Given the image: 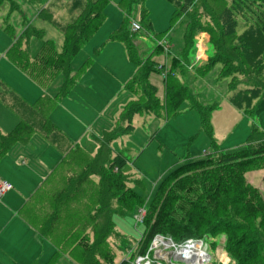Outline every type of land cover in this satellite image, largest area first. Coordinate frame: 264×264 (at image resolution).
Masks as SVG:
<instances>
[{
  "label": "rangeland",
  "instance_id": "obj_1",
  "mask_svg": "<svg viewBox=\"0 0 264 264\" xmlns=\"http://www.w3.org/2000/svg\"><path fill=\"white\" fill-rule=\"evenodd\" d=\"M14 1L18 5L15 10L11 9L9 1H4L0 5V81L5 87L14 89L27 101L34 102L41 95V90L10 62L6 52L16 40L15 38H18L24 31L25 20L44 33L42 39L52 40L57 50L62 51V33L54 26L53 21L44 17L48 12L42 16L40 14L44 9H50L53 12L54 20L62 24H69L71 16L68 6L72 0ZM176 1H178L177 10L180 13L177 18H174V3L168 0H143L129 7L125 5V0H112L106 7L104 24L82 47L72 62L73 70H78L84 64L86 65L85 71L88 70V74L85 77L90 79L92 86L89 85L86 88L81 84H76L70 95L53 111L56 121L63 127L68 126L69 115L67 114L73 116L74 119L72 118L71 127H69L70 132L80 139L79 144L82 147L90 153L96 154L99 147L97 138H101L104 133L113 134L119 126L126 127V120L121 121L123 109L132 103L145 104L141 98V87H137L134 92L127 87L131 77L137 72V66L129 58L124 42L113 38L123 20L126 18V31L130 37L134 33L130 29L131 20L142 24V30L135 32L132 37L138 57L147 64H165L167 68L171 69L173 58L186 52V30L188 27L189 30L192 29L195 25L193 20L196 21L193 39L195 47L191 51L190 60L182 59V66L179 65L176 69L178 72L176 77L181 83L189 86L195 100L201 106L213 107L209 116L212 134L210 136L203 130L198 107H194L189 100H185L181 102L173 115H166L163 108L158 113L146 110L136 112L130 120V124L133 126L132 131L119 135L111 141L112 153L110 156L114 157L116 154L122 153V157L117 158L118 162L122 158L128 159L123 168L128 177L127 187L133 189L140 196L135 209L128 213L121 212L116 199L111 200L114 210L112 216L114 231L111 232L106 247L113 257V264H121L125 260L133 259L142 235L146 234L156 210L160 207L161 200L157 198L160 185L172 169L189 157L195 158L198 155L204 157V151L216 154L217 161L225 164V162L228 163L229 158H225L223 154L248 148L253 144L252 139L255 138L256 142L258 140L264 142V111L257 117L251 115L260 99L251 97L245 102L239 100V95L244 94L247 88L263 87V78L259 77L257 75L259 72L254 69L253 73L248 72V66L243 64L237 53L234 52V48H229V45L232 44L231 37L233 35H230V29L233 24H224L219 20L223 21L224 18L221 15L226 16L229 10H232L231 0ZM250 5H256L263 9L264 0H243V3H238L236 7L248 12ZM253 10H256V7H253ZM23 16L26 18L25 20ZM233 19L237 22L235 26L237 36H240L252 22L251 14L245 16L242 13L234 12ZM149 23L151 24L150 28L148 27ZM8 24L11 31L7 28ZM41 31L35 32L37 36H31L22 42L24 47L29 48L32 58L36 56L42 43L38 37L41 36ZM221 34H226L224 41L228 46L226 49L217 48L216 53L213 50L215 46L213 41H218ZM228 36L230 37L225 39ZM164 40L167 42L164 48L169 46L170 52L152 54L156 45ZM196 45H198V53ZM218 53L223 54L224 57L227 56V61H229L226 65L229 66L228 71L231 70L230 72H222L224 63L221 60L217 61ZM244 65L245 67H243ZM92 76L93 78H91ZM63 81L64 75L60 74L47 89V92L50 95H55ZM148 83L156 87V96L163 104L166 91L162 73L151 72ZM0 94L2 93L0 92ZM89 111L90 115H88ZM14 122L16 123L14 114L0 102V131L7 132L12 128ZM255 127H257V133L254 132ZM192 137H195L194 140ZM212 141H215L216 148H212ZM161 144L163 147L160 146ZM259 160L263 161L264 158L257 159L255 162ZM231 167L227 166L223 171L226 173ZM244 175L247 183L254 187L253 193L264 203V168L250 169ZM77 202L76 204L79 205ZM179 204L181 206L179 198L177 200L171 198L168 209L174 211ZM81 207L83 204L80 202L79 211L74 210L76 213L73 212L75 208L68 211V203L63 207L64 209L61 211L63 213H60L62 217L60 226L63 232H67L78 223L81 224ZM141 208L145 210V221L137 225L136 214ZM237 208L239 207L233 209ZM179 210L183 213L181 208ZM225 214L223 211L222 215ZM179 219V216L176 217L172 214V221L175 224L181 222ZM226 222L227 220L217 218L207 220L209 225L202 234L209 240L208 249L214 263L237 264L241 260L240 258H245L248 262L253 256L254 264H264V223L261 232L250 231L256 236L257 250H251L252 256L247 260L243 256L242 247L244 245L241 246L242 249L237 245L244 232L237 231L233 224L228 227L234 232L228 234L223 232ZM249 222H251V218L248 219L247 223ZM249 225L253 227L252 224ZM176 228L178 227L174 226L173 230L164 233L178 237L180 233L174 231ZM87 233L94 243L95 237L92 231L88 229ZM242 241L246 243L248 240L245 238ZM50 251L49 259L53 258L51 257L53 251L49 247ZM94 258L100 260L98 255H95ZM51 264H85V262L77 256H72L69 252H61L58 257L53 258Z\"/></svg>",
  "mask_w": 264,
  "mask_h": 264
},
{
  "label": "trees",
  "instance_id": "obj_2",
  "mask_svg": "<svg viewBox=\"0 0 264 264\" xmlns=\"http://www.w3.org/2000/svg\"><path fill=\"white\" fill-rule=\"evenodd\" d=\"M7 0H0V5ZM112 0H77L74 6V19L67 25H56L63 35V49L58 51L52 40L42 42L36 56L31 57L29 52L22 47V41L34 35V28L27 26L21 38L14 42L8 52L10 60L16 64L23 72H25L31 80L39 85L45 92L34 103L27 102L19 96L15 91L3 90L0 87V100L3 101L18 117V123L7 134L0 132V158L4 156L12 146L17 143H27L35 134H40L49 142L55 143V139L60 134L57 127L50 119V114L57 105L58 101L67 96L75 81L81 76L86 69L84 64L78 71L74 72L72 62L82 47L89 42L90 39L98 32L106 20V7ZM128 7L133 6L143 0H125ZM174 3V18L180 15L178 13V1L168 0ZM243 0H231V9L228 15H221L224 24H233L230 29L231 43L229 48H234L240 60L248 66V72L257 71V75L262 77L264 83V8L261 9L256 5H250L248 12L240 10L236 7ZM11 8L16 9V5L11 2ZM240 5V4H239ZM256 7V10H253ZM185 9V7H183ZM242 13L245 16L251 14L252 22L237 36L235 26L237 22L233 19V13ZM192 29L186 30V52L179 57H174L171 63V71L164 79L166 95L163 104L160 103L156 96L157 89L148 83V77L151 72L162 73L159 65L154 63L147 64L143 62L136 53V47L126 31V18L122 22V26L114 34L113 38L124 42L129 58L137 66L136 74L131 78L127 87L134 92L137 87L142 88L141 98L145 102L144 105L132 103L124 108L121 115V121L126 120V127L119 126L113 134L104 133L98 138L100 148L93 156L82 147H72L67 150L59 170L68 168L65 172V186L59 191V203L56 204L54 212L47 216V225L40 227V232L51 237L55 234L52 224L58 219V211H62L71 197L73 200L83 207L80 209L82 213V222L76 226H72L67 232L61 229L56 232L59 248L63 250L72 249L74 256L79 257L85 264H113V257L107 246L108 238L114 231V223L112 221L113 208L111 200L114 198L118 202L121 212L128 213L133 211L139 201V194L133 189L127 187V175L123 168L128 159L122 158L118 162L122 153L111 157L112 149L111 141L117 136L130 133L133 129L130 124L131 117L136 112L143 110L158 113L163 108L166 115L176 113L182 101L189 100L194 107H198L203 130L210 136L212 134V126L209 116L213 107L201 106L194 98L188 85L181 83L176 77V69L182 66L183 58L190 60V54L195 47L193 39L195 35L196 21ZM142 25V24H141ZM149 23L148 27L150 28ZM226 34H221L218 41L214 40V51L217 48L226 49L228 44L224 41ZM228 36L225 39H228ZM164 46L157 44L152 54L165 52ZM227 57V56H226ZM223 54H217V61L224 63L222 72L228 73L227 58ZM210 61V60H209ZM245 65L243 67H245ZM184 68V67H183ZM232 69V68H230ZM238 69V68H237ZM247 69V67H246ZM184 70V69H183ZM239 70V69H238ZM250 73V74H251ZM63 74L64 82L58 92L51 96L46 90L53 84L57 77ZM9 95V96H8ZM240 102L248 101L251 97L259 98V102L251 115L257 117L264 111V86L247 88L244 94L239 95ZM236 104H238L236 102ZM257 133V127L254 128ZM195 137H192L194 140ZM248 148L223 154L228 159V163H219L217 155L207 153L203 156L189 157L187 160L172 169L166 179L159 188L157 198L161 200L160 207L156 210L152 222L149 224L146 234L142 235L139 242V250L145 251L151 240L157 234L170 236L164 232L173 230L174 226L178 237H172L175 241L181 242L190 238H205L203 232L209 225L207 220L219 219L227 220L223 232L232 233L228 226L233 224L237 231L242 230L244 235L241 241L237 243L238 247L244 245L243 256L248 260L251 250H257L256 236L251 232H261L264 223V203L253 193L254 187L249 185L245 179V173L250 169L264 168V142L254 141ZM255 143V144H254ZM161 147L162 144L160 145ZM212 148H216L215 141L211 142ZM109 157V159H108ZM72 159H78L80 162L72 166L69 162ZM110 160V161H108ZM261 163V165H260ZM255 165V166H254ZM260 165V167H259ZM227 166H232L226 173L223 171ZM258 167V168H257ZM74 168H77L75 171ZM226 176H223V175ZM92 176H98V181H93ZM223 176V177H222ZM180 183H182L180 185ZM181 193V194H179ZM227 193V194H226ZM226 194V195H225ZM226 196V197H224ZM171 198H179L181 206L174 207L170 211L168 203ZM156 199V200H158ZM76 204V203H75ZM78 205V211H79ZM242 205V206H241ZM237 208L234 210L233 208ZM243 207V208H242ZM182 209L183 213L179 210ZM176 209H178L176 211ZM223 211L226 213L223 214ZM248 213L250 216L248 217ZM172 214L179 216L180 223L175 224L172 221ZM60 218V217H59ZM228 218V219H227ZM251 218V222L247 223ZM260 219H262L260 221ZM249 224H252L251 227ZM51 226V227H50ZM246 227V228H243ZM90 229L95 237L94 243L91 241L89 234ZM247 229V230H246ZM249 229V230H248ZM247 231V233H246ZM63 232V233H61ZM202 232V233H201ZM246 233V234H245ZM254 235V237H253ZM247 238V242L242 240ZM142 241V242H141ZM241 248V249H242ZM95 255L100 256V260L94 258ZM237 264H254L251 261L246 262L245 258ZM129 264L128 260L121 264Z\"/></svg>",
  "mask_w": 264,
  "mask_h": 264
},
{
  "label": "crops",
  "instance_id": "obj_3",
  "mask_svg": "<svg viewBox=\"0 0 264 264\" xmlns=\"http://www.w3.org/2000/svg\"><path fill=\"white\" fill-rule=\"evenodd\" d=\"M7 1L10 2V7H12L11 2H13L18 8V5L14 0ZM76 1L77 0H72L71 4H69L68 6L71 21H73L74 19V13H76L74 11V3H76ZM45 12H48V14L44 17L53 21L54 26L57 29L58 27L56 25H67L54 20L53 12L50 9H44V11H42L40 15L42 16ZM25 19L26 18L24 17V20ZM30 25L31 24L29 23V21L25 20V28ZM9 27L10 25L8 24L7 28L9 31H11ZM32 27L34 28V35L32 36H37L35 32H40L41 30L36 29L34 26ZM120 27L118 28V30L120 29ZM23 32L18 38H15V41L21 38ZM41 33V36L38 37L43 42L45 41L44 39H42L44 33L42 31ZM25 40L23 41L25 42ZM13 44L14 43H12L10 48L13 46ZM22 47L26 49L30 54V50L28 47H24L23 45ZM10 48L6 52V56H8ZM196 49L198 53V45H196ZM165 51L170 52L169 46ZM10 62L19 70H21L11 60ZM164 66L169 73L171 71V68H167L165 64ZM78 70H74V72ZM85 70L81 74V76L75 81L74 86L76 84H81L83 87L86 88L89 87V85L92 86V84L90 83V79H86L85 77L88 74V70ZM23 73L31 80V78L25 72ZM177 73L178 72H176V74ZM91 78H93V76ZM163 78L165 79L166 77L163 76ZM31 81L41 90L42 95L45 90H43L33 80ZM0 87L3 90L6 89L8 93L10 91H15L12 88L5 87L1 83V81ZM73 87L71 88L67 96L63 97L61 100L58 101L57 105L60 104L64 99H66L70 95ZM18 95L21 96L20 94ZM41 95L39 97H41ZM21 97L24 98L23 96ZM0 102L6 105L3 101L0 100ZM7 108L14 114L16 118V123L14 122V126L12 125V128H10V130H8L7 132L0 131L3 134H7L8 132H10L18 123L17 115L8 106ZM53 111L50 114V119L53 124L57 127V130L60 133L55 139V143L49 142L40 134H35L30 138L27 143H15L12 148L0 158V180H7L13 186L10 191L5 193L3 197L0 198V264H51L53 258L58 257L61 252H69L72 256L74 255L72 253V249L63 250L61 247L59 248L57 242L58 235L56 232L61 229L60 224L62 222V217L60 216V213L63 212H61V210L60 212L58 211V219L55 220V223L52 224V229H55V234H53L51 237H46L39 230L40 227L46 226L48 224L47 216L54 212L56 204L59 203V191L62 190L65 186L66 178L64 174L68 171V168L66 167L61 171V169L59 170V166H61L67 150L72 147H82L79 144L80 139L77 138L75 134H72L70 132V122L74 119V117L70 116V114H67L69 115V117L67 118L68 126L63 127L61 124H59L58 121H56V116L54 117ZM88 115H90V111ZM82 148L89 152L84 147ZM99 148L100 143L98 150ZM204 153L206 154L208 152L204 151ZM90 154L93 156L95 155L92 153ZM79 162L80 160L78 159H72L69 163L74 166L77 165ZM74 169L75 171L77 170V168ZM91 179L93 181L99 180L98 176H92ZM69 199L70 200L65 202V204L68 203V211H70V209L72 208H75L73 209V212L76 213V211H74L76 209L78 210V205H75L76 200H73L71 197ZM49 247L53 251L51 256L53 258L50 259L49 257L51 255V251L49 252Z\"/></svg>",
  "mask_w": 264,
  "mask_h": 264
},
{
  "label": "built area",
  "instance_id": "obj_4",
  "mask_svg": "<svg viewBox=\"0 0 264 264\" xmlns=\"http://www.w3.org/2000/svg\"><path fill=\"white\" fill-rule=\"evenodd\" d=\"M130 29L134 33L139 32L142 30V25L131 20ZM160 44L165 47L167 42L164 40ZM158 67L166 77L168 71L165 66ZM12 188L9 181L0 180V198ZM144 221L145 210L141 208L136 214V224H142ZM208 248L209 240L206 238H190L177 242L169 236L157 234L145 251L141 252L138 247L129 264H215Z\"/></svg>",
  "mask_w": 264,
  "mask_h": 264
}]
</instances>
